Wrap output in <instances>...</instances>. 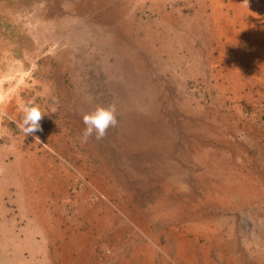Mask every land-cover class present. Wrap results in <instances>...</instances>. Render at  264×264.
<instances>
[{
  "label": "rangeland",
  "instance_id": "374dc122",
  "mask_svg": "<svg viewBox=\"0 0 264 264\" xmlns=\"http://www.w3.org/2000/svg\"><path fill=\"white\" fill-rule=\"evenodd\" d=\"M0 98L44 113L0 264H264V0H0Z\"/></svg>",
  "mask_w": 264,
  "mask_h": 264
},
{
  "label": "crops",
  "instance_id": "0c3cea01",
  "mask_svg": "<svg viewBox=\"0 0 264 264\" xmlns=\"http://www.w3.org/2000/svg\"><path fill=\"white\" fill-rule=\"evenodd\" d=\"M11 120L14 122L13 119ZM3 135L12 137V131L7 127H0V140ZM22 149L19 143L14 140L10 144H3L0 142V246L1 244L4 246L9 245L11 252H13V247L14 250L16 249L15 243H17L15 237L13 241V236L15 235L12 233L14 229L16 230L17 225V218L13 219V216L17 217L15 212L26 215L28 209L31 210L34 207L32 204L34 198H32L33 195L30 196V194L35 188L32 184H27L30 180L28 175L30 168L27 170V160L29 157L25 158L27 154L21 157L22 152L26 153L22 151ZM22 159L24 164L22 163ZM19 181H22L26 187V193H20L23 197H20L18 193L21 189L24 190L23 186L21 188L19 185ZM29 196L32 198L31 201H29V199H31ZM38 198L39 196L37 199ZM8 216L11 218L10 220ZM7 237H9L10 240H8ZM2 261L3 263L5 262L4 257ZM2 261L0 259V263Z\"/></svg>",
  "mask_w": 264,
  "mask_h": 264
},
{
  "label": "clouds",
  "instance_id": "9594fccd",
  "mask_svg": "<svg viewBox=\"0 0 264 264\" xmlns=\"http://www.w3.org/2000/svg\"><path fill=\"white\" fill-rule=\"evenodd\" d=\"M16 69H10L9 73L14 74ZM41 93V95H45ZM2 103V98H0ZM18 113L19 120L16 121L14 117L8 116V114L0 109V119L8 117L13 119L17 125V128L25 136L33 134L40 130V120L44 116L38 104L33 100H24L23 98L18 99ZM82 122L84 129L82 131V139L86 142L90 137L95 135L97 140L102 139L107 130L110 127H114L117 124L115 106L110 105L108 107L96 106L94 110L84 113L82 115Z\"/></svg>",
  "mask_w": 264,
  "mask_h": 264
}]
</instances>
